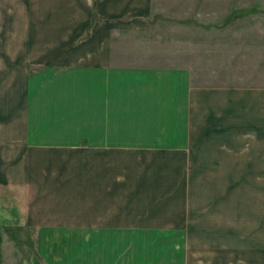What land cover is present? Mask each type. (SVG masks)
<instances>
[{"label": "crops", "instance_id": "0c3cea01", "mask_svg": "<svg viewBox=\"0 0 264 264\" xmlns=\"http://www.w3.org/2000/svg\"><path fill=\"white\" fill-rule=\"evenodd\" d=\"M0 264H264V0H0Z\"/></svg>", "mask_w": 264, "mask_h": 264}]
</instances>
